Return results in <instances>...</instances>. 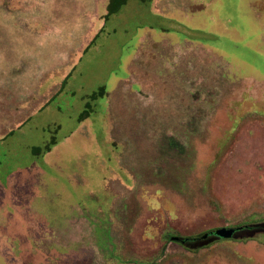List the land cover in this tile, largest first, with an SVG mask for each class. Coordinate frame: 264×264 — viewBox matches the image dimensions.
<instances>
[{
  "label": "rangeland",
  "instance_id": "obj_1",
  "mask_svg": "<svg viewBox=\"0 0 264 264\" xmlns=\"http://www.w3.org/2000/svg\"><path fill=\"white\" fill-rule=\"evenodd\" d=\"M120 2L0 0V264H264V0Z\"/></svg>",
  "mask_w": 264,
  "mask_h": 264
},
{
  "label": "water",
  "instance_id": "obj_2",
  "mask_svg": "<svg viewBox=\"0 0 264 264\" xmlns=\"http://www.w3.org/2000/svg\"><path fill=\"white\" fill-rule=\"evenodd\" d=\"M239 231H242V227L220 228V229L215 230L213 234L215 235V237L219 239H230V238H234ZM207 236H208V233L200 237V239L204 240L207 238ZM170 240L173 242L181 243V244L185 243L184 239H179L178 237H171Z\"/></svg>",
  "mask_w": 264,
  "mask_h": 264
},
{
  "label": "trees",
  "instance_id": "obj_3",
  "mask_svg": "<svg viewBox=\"0 0 264 264\" xmlns=\"http://www.w3.org/2000/svg\"><path fill=\"white\" fill-rule=\"evenodd\" d=\"M117 4L116 5H113V6H111L112 8H110L109 10H108V13H107V15L105 16V18L108 16V14H110V12L112 13V12H114L116 9H118L119 8V6L121 5V2H120V0H117ZM69 76V75H68ZM67 78V77H66ZM66 82V79L64 80V82H63V84L62 85H64V83ZM260 225H262V224H260ZM261 228H262V226H259V225H256V226H243L242 227V230H244V231H248V230H261ZM248 239V238H247ZM198 240H200L199 238H192V239H184V241H185V243H183L182 245H185V244H188V242H196V241H198Z\"/></svg>",
  "mask_w": 264,
  "mask_h": 264
}]
</instances>
